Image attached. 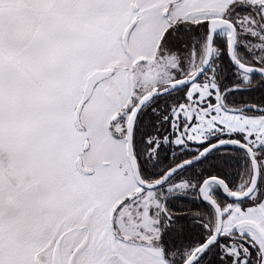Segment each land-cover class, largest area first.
<instances>
[{
    "label": "snow or ice",
    "instance_id": "6c2138e0",
    "mask_svg": "<svg viewBox=\"0 0 264 264\" xmlns=\"http://www.w3.org/2000/svg\"><path fill=\"white\" fill-rule=\"evenodd\" d=\"M0 264H264V0H0Z\"/></svg>",
    "mask_w": 264,
    "mask_h": 264
}]
</instances>
